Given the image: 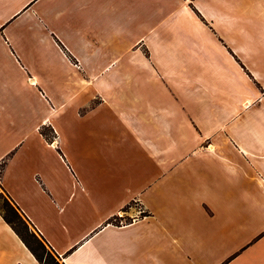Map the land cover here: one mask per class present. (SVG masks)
Segmentation results:
<instances>
[{
  "label": "crops",
  "instance_id": "1",
  "mask_svg": "<svg viewBox=\"0 0 264 264\" xmlns=\"http://www.w3.org/2000/svg\"><path fill=\"white\" fill-rule=\"evenodd\" d=\"M0 187L60 264H264V0H0Z\"/></svg>",
  "mask_w": 264,
  "mask_h": 264
},
{
  "label": "rangeland",
  "instance_id": "2",
  "mask_svg": "<svg viewBox=\"0 0 264 264\" xmlns=\"http://www.w3.org/2000/svg\"><path fill=\"white\" fill-rule=\"evenodd\" d=\"M11 206L12 205L9 202V199L7 198V196L5 195V193L2 191V189L0 187V214L6 215L8 218L12 219L14 227H16L17 230H19V232H21L22 236L24 237V240H26V242L31 247H33L34 249H36L39 252L41 262H39L37 260L38 263L39 264L49 263L50 256L54 257L53 253L48 249V247L43 242L37 240L36 238H34L30 234V231L33 232V229L30 227V225H28L29 231L24 229V226L22 225V223L20 221H17L16 218L14 217L13 213L11 212V210H10ZM119 218H122V217H118L117 220ZM125 219H127V218L124 217V220ZM34 235L39 239V237L35 233H34Z\"/></svg>",
  "mask_w": 264,
  "mask_h": 264
},
{
  "label": "trees",
  "instance_id": "3",
  "mask_svg": "<svg viewBox=\"0 0 264 264\" xmlns=\"http://www.w3.org/2000/svg\"><path fill=\"white\" fill-rule=\"evenodd\" d=\"M40 132L41 134L47 139V140H52V129L45 127V126H41L40 128ZM8 198V197H7ZM9 199V198H8ZM9 202L11 203V207H10V210L11 212L13 213L14 217L16 218L17 221H20L22 223V225L24 226V229L28 230L29 231V228H28V225L29 223L27 222V219L23 216V214L20 212L19 208L16 207L9 199ZM4 220L13 228V230L18 234V236L23 240V242L26 244V246L28 247V249L31 251V253L34 255V257L39 261H40V254L39 252L34 249L33 247H31L27 242L26 240H24V237L22 236L21 232H19V230H17L16 227H14L13 225V220L8 218L6 215H2ZM34 230L33 232L30 231V234L36 238L37 240L41 241L44 243L43 239L40 238L36 233V235L39 237V239L34 235ZM45 244V243H44ZM46 245V244H45ZM55 257V256H54ZM52 256H50L49 258V263L47 264H60V262H58V260L56 259V257L54 258Z\"/></svg>",
  "mask_w": 264,
  "mask_h": 264
}]
</instances>
